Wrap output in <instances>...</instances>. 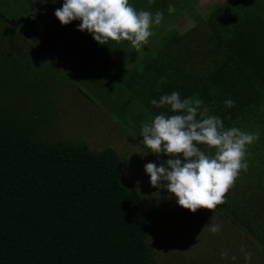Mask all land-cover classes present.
Wrapping results in <instances>:
<instances>
[{
  "label": "trees",
  "instance_id": "1",
  "mask_svg": "<svg viewBox=\"0 0 264 264\" xmlns=\"http://www.w3.org/2000/svg\"><path fill=\"white\" fill-rule=\"evenodd\" d=\"M195 1L136 0L164 19L153 26L156 45L133 63L129 41L100 45L78 30L82 21L62 25V0H0V264H162L151 236L165 210L125 182L116 146L51 136L62 81L89 102H121L127 114L141 104L143 115L125 118L142 144L147 120L175 114L151 100L172 92L202 100L226 129L258 133L248 170L214 213L248 246L251 264H264V0L199 10ZM181 17L192 21L186 30L175 26Z\"/></svg>",
  "mask_w": 264,
  "mask_h": 264
},
{
  "label": "clouds",
  "instance_id": "2",
  "mask_svg": "<svg viewBox=\"0 0 264 264\" xmlns=\"http://www.w3.org/2000/svg\"><path fill=\"white\" fill-rule=\"evenodd\" d=\"M154 2L149 0V5ZM175 11V6L170 4L168 13ZM55 16L62 25L82 21L78 30L92 34L100 45L129 41L137 51L148 44L153 35V24L159 26L164 19L161 11L154 15L150 11H137L129 0H65L62 8L56 9ZM164 82L161 79L158 84ZM224 103L228 108L235 106L231 99ZM151 104L157 108L170 107L175 113L167 116L161 112L141 127L142 142L150 152L170 157L160 166L155 163L145 165L151 185L166 188L169 199L174 194L177 203L192 213L201 208L215 212L218 205L226 202V193L234 186L241 170H248L245 162L247 146L258 140L259 134L236 127L226 129L221 118L208 114L202 100H182L178 92L162 95L159 101L152 99ZM201 144L215 149V155H207L199 147ZM205 230L216 234L221 226L210 223ZM240 251L244 254L245 264H251L252 253L243 247ZM221 258L229 259L227 250L221 252ZM230 259L235 262L238 257L232 255Z\"/></svg>",
  "mask_w": 264,
  "mask_h": 264
},
{
  "label": "rangeland",
  "instance_id": "3",
  "mask_svg": "<svg viewBox=\"0 0 264 264\" xmlns=\"http://www.w3.org/2000/svg\"><path fill=\"white\" fill-rule=\"evenodd\" d=\"M62 1L65 2V0ZM221 1L223 0H196L193 7L199 10L207 7L211 2ZM129 3L139 11L135 5L136 0H129ZM181 25H183L181 30H186L192 25V21L181 17L176 21L175 26L181 27ZM156 27L160 29L159 26ZM153 29L152 27L153 35L149 38L148 44L143 45L139 51L133 48L130 42L128 43L133 53L128 61L133 59L134 63L135 59L147 53V47L156 45V42L151 41H156ZM59 87L60 93L59 95L57 93L58 124L55 126V133H50L51 136L75 141L85 139L97 149L107 145L116 146L122 157L126 159L125 182L132 187H139V190L150 200L160 203L165 210L163 215L156 219L154 234L151 236L156 246V255L162 264H245L244 254L240 249L243 247L247 252L248 246L240 241L241 239H235L229 235L222 218L213 211L203 208L192 213L177 203L178 198L174 194H171V199H169L170 193L166 188L158 189L151 185L150 175L146 173L145 165L155 163L160 166L166 160L160 155L151 153L137 138L139 134L136 128L129 126L126 122L131 115L138 117L144 114L146 110L141 104H134L131 112L127 114L121 102H118L117 107L114 106L113 109L105 106L102 99L96 101L92 95H90L91 99L95 102L87 101L77 89L67 85L64 81ZM45 123L44 121L42 125L44 126ZM48 128L52 129L50 126ZM210 223L219 224L220 232L213 234L208 230L203 231ZM225 250L229 253L228 260L221 258V252ZM232 255L238 257L237 261H231Z\"/></svg>",
  "mask_w": 264,
  "mask_h": 264
}]
</instances>
